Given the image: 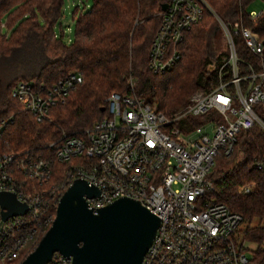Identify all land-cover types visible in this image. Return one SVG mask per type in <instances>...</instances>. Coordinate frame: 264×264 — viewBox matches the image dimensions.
<instances>
[{"label": "built area", "instance_id": "2783aa9c", "mask_svg": "<svg viewBox=\"0 0 264 264\" xmlns=\"http://www.w3.org/2000/svg\"><path fill=\"white\" fill-rule=\"evenodd\" d=\"M167 5L149 45L147 69L153 75H164L179 61V43L203 10L214 15L204 0ZM261 15L248 12L252 23ZM215 24L227 54L216 67L215 85L194 92L184 108L170 115L157 112L143 97L110 93L101 121L79 135H63L57 145L55 160L70 163L57 185L50 182L48 160L30 151L0 154V193L14 194L27 207L24 215L5 221L0 208V264H21L36 248L61 196L77 179L99 191L86 198L94 214L128 198L159 219L141 264H249L247 250L235 241L241 217L217 200L208 176L215 159L232 152L240 131L255 125L264 130V39L241 19L228 24L216 17ZM235 38L254 61L238 54ZM81 83L80 74L68 73L47 89L16 82L10 95L41 123ZM193 119L201 121L193 125ZM9 120L0 119V133ZM253 187L243 185L236 193L248 195ZM47 264H71V258L55 253Z\"/></svg>", "mask_w": 264, "mask_h": 264}, {"label": "trees", "instance_id": "16d2710c", "mask_svg": "<svg viewBox=\"0 0 264 264\" xmlns=\"http://www.w3.org/2000/svg\"><path fill=\"white\" fill-rule=\"evenodd\" d=\"M204 1L224 23L241 19L264 39V15L253 23L248 18L247 9L255 0ZM169 2L92 0L87 11L75 7L73 39L64 44L63 30L59 35L54 30L61 19L63 0H0V24L4 22L0 27V78L9 74L13 78L4 86L0 79V119L10 118L0 133V154L30 151L48 160L50 182L57 185L70 166L55 160L57 145L63 135H79L101 121L110 93L143 97L157 112L170 115L184 108L194 92L211 89L217 77L207 49V33L214 24L207 10L184 33L179 43L180 59L172 70L153 75L147 69L161 6ZM235 47L240 56L254 61L238 38ZM226 55L225 51L217 55V66ZM68 73L80 74L82 83L69 91L64 103L51 107L41 123L21 111L10 95L20 78L39 90L51 88ZM191 121L198 125L201 120ZM208 178L217 200L241 217L236 237L255 246L248 256L249 264H264V130L255 125L240 131L232 152L215 159ZM246 184L254 185L250 194H237Z\"/></svg>", "mask_w": 264, "mask_h": 264}, {"label": "water", "instance_id": "95a60500", "mask_svg": "<svg viewBox=\"0 0 264 264\" xmlns=\"http://www.w3.org/2000/svg\"><path fill=\"white\" fill-rule=\"evenodd\" d=\"M167 6L163 4L161 11ZM98 194L84 180H74L61 196L51 226L21 264H47L55 253L71 258V264H141L159 219L128 198H119L94 214L86 198ZM0 208L3 221L27 212L12 193H0Z\"/></svg>", "mask_w": 264, "mask_h": 264}, {"label": "rangeland", "instance_id": "374dc122", "mask_svg": "<svg viewBox=\"0 0 264 264\" xmlns=\"http://www.w3.org/2000/svg\"><path fill=\"white\" fill-rule=\"evenodd\" d=\"M91 5H92V0H63L62 15H61V19L58 22V24H60L61 26L59 27V25L57 24L54 30H55V33L57 35L60 34V29L63 30L64 35L62 37V42L64 44H69L71 42V40L73 39L74 26H75L74 25V19H73V13H74L75 7H79L80 10L87 11L91 7ZM247 11L248 12H254V13L264 12V0L253 1L249 5ZM213 13H214V11H213ZM214 15H213L214 24L209 28L208 33H207V49L209 51V57H210V61L212 63L211 64L212 70L216 69V67H217V64L215 62L217 55L225 50V41L223 38V34L220 30L218 31L216 29V24H215L216 17L217 18H219V17L215 13H214ZM3 24H4V22H3ZM3 24H0V27H2ZM3 32H5V30H3ZM10 75L11 74L6 75L5 79L0 78L2 86H4L5 84H7L8 81L13 79L12 76H10ZM22 81L31 83L30 81H26L23 78H20L17 82H22ZM207 132L210 134V129H208ZM237 236H239V235H237ZM40 239H41V237H40ZM235 241H236L237 246L241 244L242 247L245 250H247V253H246L247 256H249L250 251H252L255 247L254 245H252L248 242H242L239 237H236Z\"/></svg>", "mask_w": 264, "mask_h": 264}, {"label": "snow or ice", "instance_id": "6c2138e0", "mask_svg": "<svg viewBox=\"0 0 264 264\" xmlns=\"http://www.w3.org/2000/svg\"><path fill=\"white\" fill-rule=\"evenodd\" d=\"M226 102V101H225Z\"/></svg>", "mask_w": 264, "mask_h": 264}]
</instances>
